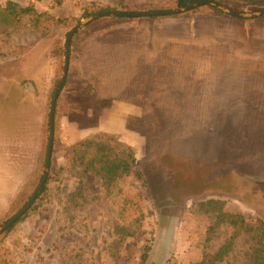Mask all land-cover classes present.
<instances>
[{
  "label": "rangeland",
  "instance_id": "1",
  "mask_svg": "<svg viewBox=\"0 0 264 264\" xmlns=\"http://www.w3.org/2000/svg\"><path fill=\"white\" fill-rule=\"evenodd\" d=\"M15 1H32L38 11L69 21L50 31L5 30L0 227L23 207L9 210L8 204L39 161L42 176L48 113L63 73L67 32L86 17L85 10L178 7L177 0ZM214 1L245 15L264 9V0ZM126 20L104 16L71 38L67 77L55 103L48 190L35 209L0 234L5 264H199L203 258V264H246L258 246L257 230L237 233L231 225L220 227L205 245L211 217L195 204L220 199L224 211L241 213L246 224L264 221V15L237 18L203 4L176 15L139 17L137 22L147 23L139 75L124 77L123 83L112 77L106 86L101 78L81 79L85 38ZM102 86L106 94L123 88L117 97L129 100L128 106L109 107L99 94ZM218 124L232 147L233 161L225 167L226 156L206 151L204 133L192 137ZM89 139L103 141L112 157L131 148L143 180L127 168L107 183L76 165L72 146ZM85 150V158L95 154L93 145ZM30 188L23 189V204L34 191Z\"/></svg>",
  "mask_w": 264,
  "mask_h": 264
},
{
  "label": "trees",
  "instance_id": "2",
  "mask_svg": "<svg viewBox=\"0 0 264 264\" xmlns=\"http://www.w3.org/2000/svg\"><path fill=\"white\" fill-rule=\"evenodd\" d=\"M196 0H177L178 6H185L190 2H194ZM257 2V1H255ZM259 4L263 3L262 1L257 2ZM218 13H222L220 10H216ZM90 13H83V16H87ZM176 15V14H173ZM69 21L68 18H59L54 14H51L48 11H38L34 2H28L26 5H21L15 0H5L4 4H0V56L6 55L5 49L6 41H7V32L10 31H50L59 26H63L67 24ZM226 112H231L235 107H226ZM206 136L208 142H205L206 151L210 152L214 155L217 153H221L223 158V167L228 166L229 163L233 161L231 157L232 151L230 150L231 142L229 136H224L223 128L215 125L214 127L209 126L205 131L196 130L192 133L193 138H199L198 135ZM202 135V136H203ZM227 137L228 139H224ZM91 145L95 147V154L89 158H85V149L89 148ZM105 144L101 140L89 139L83 142H78L72 146V159L76 165H81L85 170H91L94 174L101 176V178L107 183L112 181L119 173V170L123 169L124 171L127 168H131L134 171L135 178L143 180L142 170L138 167L134 168L138 162L135 160L134 152L131 148H127L123 151L124 156L112 157L110 154L105 152L104 150ZM230 156V157H229ZM220 159V158H219ZM44 163V158H42L41 165ZM96 163V165H95ZM221 164V163H219ZM39 167L33 171L27 182L23 185L22 190L14 197L11 201L9 210L14 208H21L25 205L23 204V189L28 188L29 186L31 190L35 189L37 186V182L41 178L40 173V161ZM122 170V171H123ZM38 174V176H37ZM37 176V182L34 183ZM51 179L50 174H48L47 179L45 181L44 187L40 194L37 196L36 200L31 204L30 208L17 220L20 221L24 218L31 210L36 208V201L40 198V196L48 190V183ZM146 182L148 184L149 179L145 176ZM149 181V185H150ZM30 197L29 195L26 198ZM197 210L201 213H204L211 217V222L208 225L205 231L204 244L207 245L210 239L216 234L218 229L222 226L231 225L233 227L234 232L247 231L252 232L257 230L258 232V246L253 252V255L249 258V261L246 264H264V221L261 218L256 220V225H248L246 224L241 213H228L223 210L224 200L220 199H207L204 201L197 202L195 204ZM15 222L13 225L8 227L6 231H11L13 227L17 224ZM148 248L145 249L142 259L145 258L146 252ZM220 252H217L216 255L219 256ZM205 259L203 258L199 264H203ZM0 264H5V260L1 259ZM165 264H173L171 260H168Z\"/></svg>",
  "mask_w": 264,
  "mask_h": 264
},
{
  "label": "crops",
  "instance_id": "3",
  "mask_svg": "<svg viewBox=\"0 0 264 264\" xmlns=\"http://www.w3.org/2000/svg\"><path fill=\"white\" fill-rule=\"evenodd\" d=\"M120 18L123 19V17ZM137 18L139 17L128 18L129 20L125 22L114 24L105 32H102L103 34H101V36L98 35L85 38L78 63V76L81 79L101 78L103 80V86H106L112 83V77H121L119 80L122 81L124 77L139 75L137 74V71L140 70L139 57L145 54L146 39L144 34L147 23L137 22ZM236 23L237 22H234V24ZM139 32H143L142 38L138 36ZM250 40H252V37L249 38V41ZM144 62L145 60L142 59L143 64ZM121 83H123V81ZM103 86L100 88L99 94L101 97H106L109 100V107L115 109L128 106L126 104H128L129 100H125L124 98L119 99L117 97L118 93H121L122 96L124 92L123 88L117 91L114 89L111 93L106 94ZM120 86L123 87L122 84ZM126 93H128L127 85ZM9 199L10 198L7 199V204ZM10 203L11 201L8 204V209Z\"/></svg>",
  "mask_w": 264,
  "mask_h": 264
},
{
  "label": "water",
  "instance_id": "4",
  "mask_svg": "<svg viewBox=\"0 0 264 264\" xmlns=\"http://www.w3.org/2000/svg\"><path fill=\"white\" fill-rule=\"evenodd\" d=\"M203 4H209L213 5L214 7L221 9L222 11L228 13L230 16L237 17V18H247V17H255L264 15V9L259 10L255 13H252L250 15H245L242 13L235 12L223 4L214 1V0H196L194 2H190L186 4L185 6H178L176 8L172 9H157V10H141V11H113V10H103L99 11L97 13H93L90 15H87L82 20L78 22L77 25H75L71 30H69L65 36L64 40V64H63V73L62 76L57 83V85L54 88V91L52 93L51 97V103L48 113V142H47V149L45 154V162H44V168L42 172V176L40 178V181L37 185V187L34 189V191L31 193L30 197L28 198L26 204L17 211L14 215H12L7 222L0 227V234L4 232L8 227L13 225L17 220L30 208L31 204L36 200L37 196L42 191L45 181L47 179V176L49 174V168H50V160H51V153H52V144H53V133H54V111H55V103L57 100V96L59 93L60 88L65 83L67 72H68V66H69V52H70V42L72 36L84 28L88 23L91 21H94L98 18L104 17V16H115V17H123V18H136V17H151V16H168L173 15L177 13H181L187 10L192 9L195 6L203 5Z\"/></svg>",
  "mask_w": 264,
  "mask_h": 264
}]
</instances>
